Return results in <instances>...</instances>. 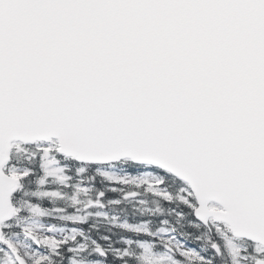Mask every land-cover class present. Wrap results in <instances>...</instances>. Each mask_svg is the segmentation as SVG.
Masks as SVG:
<instances>
[{"label": "snow or ice", "instance_id": "snow-or-ice-1", "mask_svg": "<svg viewBox=\"0 0 264 264\" xmlns=\"http://www.w3.org/2000/svg\"><path fill=\"white\" fill-rule=\"evenodd\" d=\"M0 264H264V0H0Z\"/></svg>", "mask_w": 264, "mask_h": 264}]
</instances>
